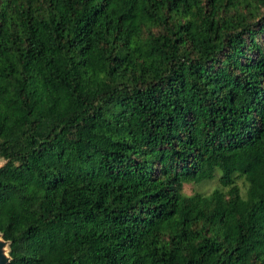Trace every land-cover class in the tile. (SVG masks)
<instances>
[{"label": "trees", "instance_id": "obj_1", "mask_svg": "<svg viewBox=\"0 0 264 264\" xmlns=\"http://www.w3.org/2000/svg\"><path fill=\"white\" fill-rule=\"evenodd\" d=\"M0 158L8 264H264V0H0Z\"/></svg>", "mask_w": 264, "mask_h": 264}, {"label": "rangeland", "instance_id": "obj_2", "mask_svg": "<svg viewBox=\"0 0 264 264\" xmlns=\"http://www.w3.org/2000/svg\"><path fill=\"white\" fill-rule=\"evenodd\" d=\"M1 164V163H0ZM222 172L220 170L217 171L216 177L211 180H206L201 183L197 184H188L184 186V192L187 195H193V194H210L213 191L220 188V185L218 183L219 178L221 177ZM240 185L243 188V195L246 194V191L244 189L243 181H240Z\"/></svg>", "mask_w": 264, "mask_h": 264}, {"label": "water", "instance_id": "obj_3", "mask_svg": "<svg viewBox=\"0 0 264 264\" xmlns=\"http://www.w3.org/2000/svg\"><path fill=\"white\" fill-rule=\"evenodd\" d=\"M0 168L6 164V160L0 158ZM10 247L9 243H7L3 236L0 234V264H8L10 262Z\"/></svg>", "mask_w": 264, "mask_h": 264}]
</instances>
